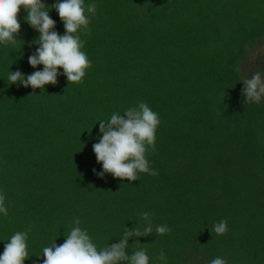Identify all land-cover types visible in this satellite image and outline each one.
Returning a JSON list of instances; mask_svg holds the SVG:
<instances>
[{"label":"trees","instance_id":"obj_1","mask_svg":"<svg viewBox=\"0 0 264 264\" xmlns=\"http://www.w3.org/2000/svg\"><path fill=\"white\" fill-rule=\"evenodd\" d=\"M57 2L42 0L63 35ZM84 2L97 9L90 34L80 31L91 62L82 82L68 84L61 68L43 91L8 84L9 71L43 69L28 63L39 33L23 7L16 45H0V193L8 208L0 255L30 227L24 264H43V248L62 244L75 218L99 250L149 212L153 232L130 237L129 255L143 248L149 264H264V96L247 104L242 82L256 72L264 79V0ZM138 102L160 119L156 151L146 152L158 174L99 176V121ZM221 220L228 231L218 236L210 228ZM157 225L171 231L158 235ZM161 250L165 261L154 259Z\"/></svg>","mask_w":264,"mask_h":264},{"label":"clouds","instance_id":"obj_2","mask_svg":"<svg viewBox=\"0 0 264 264\" xmlns=\"http://www.w3.org/2000/svg\"><path fill=\"white\" fill-rule=\"evenodd\" d=\"M21 7L26 11L25 21L38 33L33 41L39 45L36 52L28 57V63L34 69L43 65L42 70L34 71L25 77L20 71H9L8 84L19 82L23 87L31 86L32 89H41L48 84L55 85L63 69L69 83H80L86 75V69L91 66L86 53L82 51L86 40L81 39L80 31L89 35V14L95 15V3L85 5L84 0H58L51 6L58 13L63 22L65 33L60 35L54 30L56 21L50 15V7L42 0H0V45L15 46L20 34L21 24L18 13ZM239 69H237L238 71ZM243 95L246 103H260L264 96V79L261 73L256 72L250 79H243ZM121 115L114 112L110 120L99 121V131L102 136L98 143L93 144V151L98 163L102 164L105 173L121 180L136 181L137 173H148L155 176L158 173L150 169L146 152L150 149L156 151V130L160 124L159 116L147 103L138 102L137 106L127 108ZM0 214L8 215L5 206V196L0 193ZM151 213H140V220L133 228L125 227L122 239L118 243L97 248L92 242L86 229L80 227V219L75 218L73 227L65 234L66 239L60 245L55 241L51 246L43 248V264H149V256L145 249L134 251L131 255L126 252L130 237L148 236L153 232ZM143 225V226H141ZM211 232L218 236L228 231L227 221L215 223ZM31 231H17L4 245L3 254L0 255V264H24L28 259L27 238ZM171 229L167 225H157L155 232L165 235ZM137 240L135 243H138ZM40 257V256H39ZM165 261L163 250L154 258ZM209 264H227L222 257L213 258Z\"/></svg>","mask_w":264,"mask_h":264},{"label":"rangeland","instance_id":"obj_3","mask_svg":"<svg viewBox=\"0 0 264 264\" xmlns=\"http://www.w3.org/2000/svg\"><path fill=\"white\" fill-rule=\"evenodd\" d=\"M264 45V44H263ZM262 45V46H263ZM256 50H258V49H256ZM259 51H261V53H264V46L259 50ZM255 56V55H254Z\"/></svg>","mask_w":264,"mask_h":264}]
</instances>
